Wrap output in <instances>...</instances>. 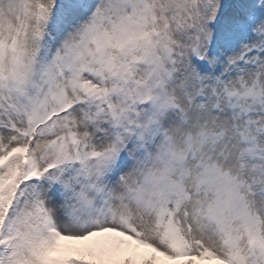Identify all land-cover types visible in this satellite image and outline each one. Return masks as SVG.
Returning <instances> with one entry per match:
<instances>
[{"label": "snow or ice", "instance_id": "snow-or-ice-1", "mask_svg": "<svg viewBox=\"0 0 264 264\" xmlns=\"http://www.w3.org/2000/svg\"><path fill=\"white\" fill-rule=\"evenodd\" d=\"M0 264H264V0H0Z\"/></svg>", "mask_w": 264, "mask_h": 264}]
</instances>
